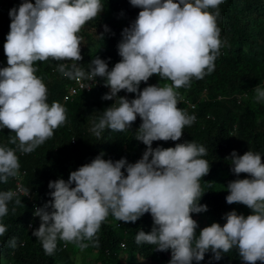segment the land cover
Returning <instances> with one entry per match:
<instances>
[{
    "label": "clouds",
    "instance_id": "clouds-1",
    "mask_svg": "<svg viewBox=\"0 0 264 264\" xmlns=\"http://www.w3.org/2000/svg\"><path fill=\"white\" fill-rule=\"evenodd\" d=\"M222 3L223 0H130L132 6L142 10L123 29L117 45L121 60L111 70L107 61L99 57L91 60L87 70L68 62L82 60L81 37L77 34L86 22L102 12L101 0H35L34 4L23 0L18 8L10 9V31L4 43L8 67L0 69V128L15 133L9 143L17 145L19 152L0 147V182L7 183L10 177L13 180L10 190L0 192V218L8 214L10 202L20 205L19 198H23L31 206L25 234L32 233L45 253L51 255L58 239L62 251L59 253L67 252V243L84 249L90 246L84 241H91L98 247L94 237L109 214L117 220L116 228H120L123 222L134 223L150 213L151 231H138L135 242L156 245L161 252L171 250L169 264L199 262L208 251L219 261L232 249L238 251L246 264L257 261L264 264L261 155L252 151L242 156L235 151L230 154L231 171L237 176L246 173L250 179L229 182L226 202L243 204L252 214L245 217L230 211L223 217L226 220L223 226L212 223L197 236L198 225L190 214L207 211V206L198 201L202 196L200 180L208 174L210 164L200 158L207 154L203 145L194 141L178 143L184 140L185 126L195 121L193 114L198 104L207 100L205 89L195 101L190 100L185 87L190 86L193 78L203 79L210 74L216 58L224 54L217 26ZM104 31H108L107 26ZM49 59L63 61L57 70L71 79L65 84L62 105L48 104V89L36 75L35 62ZM154 74L166 81L139 90L140 83H146ZM100 88L107 92L102 99L112 100V105L97 118L98 122H93L91 132L99 138L105 129L114 135L115 131H136L134 138L146 146L142 157L133 164L124 158L116 162L105 160L100 153L89 164L71 172L67 182L49 181L51 199L40 207L34 194L22 185L25 173L19 170L18 156L33 152L65 123L66 102ZM121 90L135 93L136 98L129 100L127 94L118 97ZM253 92L256 102H264V88L257 85ZM236 98L240 101L246 98V93ZM137 115L142 123L132 127ZM168 140L171 147L152 148L154 141ZM73 184L75 187H71ZM15 210L13 207L12 211ZM38 217L39 227L33 230ZM6 230L0 224V236ZM121 235L117 252H105L106 264H129L127 243ZM24 246L25 235L18 231L0 252V260L13 264L11 259ZM98 255L96 251L93 261L100 264ZM58 262L62 258L55 264Z\"/></svg>",
    "mask_w": 264,
    "mask_h": 264
},
{
    "label": "trees",
    "instance_id": "trees-1",
    "mask_svg": "<svg viewBox=\"0 0 264 264\" xmlns=\"http://www.w3.org/2000/svg\"><path fill=\"white\" fill-rule=\"evenodd\" d=\"M23 0H0V69L8 67L5 63L7 57L4 53V43L10 31L11 19L9 10L18 8ZM35 3V0H29ZM176 2V0H174ZM102 12L93 20L86 22L77 34L81 37L80 53L82 60L78 62L68 61L70 65L77 63L78 66L87 70L92 59L99 57L106 60L109 70L120 62L117 45L122 39V31L131 25L138 17L142 9L130 4V0H101ZM209 11H215L209 9ZM220 16L217 19V26L220 28V39L224 50L222 57L215 60L214 70L206 74L203 79L193 78L190 82L186 96L195 101L199 94L205 89L207 100L198 104L194 111L195 121L191 126H185L182 135L185 143L194 141L206 148L207 154L200 158L210 164L209 172L200 180L202 196L199 204L207 206V211L202 213H191L195 221L205 222L210 226L218 223L221 226L226 223L223 218L226 213L235 210L242 215L241 206L236 203L228 204L226 196L229 194L227 185L236 179H250L246 173L238 176L232 171L230 154L235 151L242 156L247 151L259 153L264 163V102H256L253 89L259 85L264 88V0H223L219 5ZM107 26L108 31H104ZM63 61L35 62L38 71L36 75L43 79L48 89L47 102L51 106L53 102L62 105V98L65 93V84L70 78L63 76L57 65ZM99 81L104 82L100 77ZM160 77L152 75L149 80L141 82L139 90L149 85H157ZM107 92L103 89H96L90 93L79 94L72 102H66L63 107L66 109L67 119L63 125L54 130L53 136L46 140L31 153H23L18 156L20 171H24L22 185L34 194L35 202L42 207L51 197L48 193L49 181L63 179L68 181L71 172L79 167L89 164L97 155L103 153V159L116 162L124 158L127 163H135L141 157L146 146L134 138L135 132H113L105 129L101 137L97 138L91 127L94 121L102 115V112L112 105V100H104L102 97ZM246 93V98L237 100V96ZM127 94V95H126ZM132 100L136 98L135 93H127L121 90L118 97L125 96ZM218 96L224 99L217 101ZM178 108L185 111L182 104ZM98 122V121H97ZM142 123L137 115L132 127H139ZM108 134L110 137H108ZM15 133L7 128H0V147H8L19 150L17 145L9 143V138ZM72 140L74 141L72 143ZM171 140L154 141L152 148H169ZM18 143V142H17ZM122 171H124L122 169ZM127 173L125 172V176ZM13 187L12 177L7 183L0 182V192L10 190ZM75 187V185H71ZM21 199L20 205L10 202L9 212L0 218V224L6 226V232L0 236V252L4 250L8 242L13 240L15 233L25 235V246L16 258L11 259L13 264H55L60 258V240L57 241L55 251L48 255L42 248V244L32 233L25 234L26 224L30 221V204ZM15 207V212L12 208ZM117 220L109 214L101 224L95 240L98 247L93 246L91 241H84L96 249L97 261L100 264L108 262L105 259V252L111 254L118 250V243L122 235L127 243L126 253L129 264L135 256L143 258L150 257V246L146 243L137 245L135 236L138 231L148 233L153 227V220L150 213H145L136 222H123L120 228H116ZM40 224L39 217L34 220L33 230ZM32 230V232H33ZM125 232V234L123 233ZM196 235L199 231L196 230ZM90 247V246H88ZM7 256V255H6ZM211 251L205 253L202 261L196 264H246L236 249L230 250L222 255L219 261L212 258ZM256 264H262L257 261Z\"/></svg>",
    "mask_w": 264,
    "mask_h": 264
},
{
    "label": "rangeland",
    "instance_id": "rangeland-1",
    "mask_svg": "<svg viewBox=\"0 0 264 264\" xmlns=\"http://www.w3.org/2000/svg\"><path fill=\"white\" fill-rule=\"evenodd\" d=\"M5 63L7 64V60H5ZM164 86V84H160V86ZM238 206H241L242 209V215L247 217L248 215L252 214V210L249 209L247 206L236 203ZM197 222V231H201L204 227L208 226L205 222L196 221ZM68 248L67 252L62 253V262H58V264H83L84 262H90V264H97L93 261V256L96 252V250L92 249L91 245L90 247L84 248V249H77V247L74 246V243H67ZM156 245L150 246V257L143 258L141 256H135L134 264H169V261L171 260V250L167 251H157ZM59 258V259H60ZM1 261V260H0ZM0 264H3V260L0 262ZM192 264H196L194 261Z\"/></svg>",
    "mask_w": 264,
    "mask_h": 264
}]
</instances>
